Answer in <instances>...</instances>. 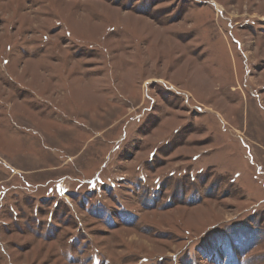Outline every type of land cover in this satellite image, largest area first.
<instances>
[{
    "label": "rangeland",
    "instance_id": "1",
    "mask_svg": "<svg viewBox=\"0 0 264 264\" xmlns=\"http://www.w3.org/2000/svg\"><path fill=\"white\" fill-rule=\"evenodd\" d=\"M1 153L0 264H264V0H0Z\"/></svg>",
    "mask_w": 264,
    "mask_h": 264
},
{
    "label": "crops",
    "instance_id": "2",
    "mask_svg": "<svg viewBox=\"0 0 264 264\" xmlns=\"http://www.w3.org/2000/svg\"><path fill=\"white\" fill-rule=\"evenodd\" d=\"M1 155H2V153L0 154V156H1ZM46 158H50V157L46 156ZM20 167H26V166H25V165H24V166H21V165H20Z\"/></svg>",
    "mask_w": 264,
    "mask_h": 264
}]
</instances>
